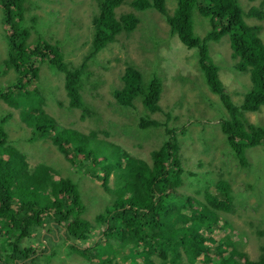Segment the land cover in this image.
<instances>
[{"label":"trees","instance_id":"obj_1","mask_svg":"<svg viewBox=\"0 0 264 264\" xmlns=\"http://www.w3.org/2000/svg\"><path fill=\"white\" fill-rule=\"evenodd\" d=\"M95 1L98 13L92 21V48L88 59L113 43L124 28L132 31L140 20L133 13L123 14L120 18L116 16V9L128 0ZM164 1L133 0L129 3L136 11L162 14L169 24L170 35H176L187 49H196L200 74L209 89L223 101L228 113L221 122L227 143L241 163L247 165L245 149L264 141V125L247 123L242 112L264 107V43L259 36V26L249 25L247 17L264 18V10L253 6L246 12L238 0H176L175 9L169 12ZM24 2L0 0L3 24L8 31L11 29V34L6 36L7 55L2 62V71L7 73L14 69L17 73L14 81L0 88V100L19 109L33 138L51 141L60 153L71 156L69 161L75 167L84 169L85 163L96 160L93 157L97 155L96 151L103 155L102 161L107 162L108 154L104 152L109 150L107 146L111 143L97 139L94 132L87 134L79 129L62 127L46 111V99L39 96V86L29 90L32 81L40 78L41 68L37 63L47 62L54 71L64 75L69 105L79 110L82 118L92 115V109L81 93L84 81L88 79L84 76L89 77L87 61L71 68L65 62L59 44L39 39L35 47L28 46V31L17 27L18 23L22 28L26 10ZM196 12L210 24L211 29L206 35L194 29ZM226 35L233 56L239 58L238 70L250 72L253 84L241 107L235 105L226 93L217 76L218 66L209 56V44L219 42ZM69 39L77 44L75 39ZM157 79L153 76L146 80L143 74L128 68L122 77L123 87L114 91L118 104L127 107L136 99H142L146 109L163 112L158 102L162 84ZM10 117H0V264H40L48 251L52 255L60 247L82 258H100L102 263H111L121 255L127 264L139 261L144 264H198L201 256L204 261L200 264H264V238L260 239L262 254L256 261L237 249L231 234L224 237L216 233L220 239L214 241L213 247L205 243L211 237H205L204 230L210 229L213 234L216 228L215 211L234 210L233 195L229 185L218 179L214 183L220 198L208 192L202 202L189 194L178 193L184 185L185 171L180 164L179 135L174 128L167 127V122L164 125L168 137L160 149L152 151V163L135 159L118 148L113 163L104 166V175L94 176L103 178L105 190L117 198L106 213L96 216L98 225H91L80 217L84 206L77 187L68 179L56 178L57 170L53 167L38 162L32 165L27 154L14 145L13 142L24 138L20 134L12 137L8 133L6 124ZM155 122L150 119L146 122L142 118L139 127L163 126L161 121ZM123 156L126 158L124 164L121 161ZM113 173L116 174L114 190L109 187ZM198 180L210 181L206 174ZM97 227H103L104 231ZM95 231L101 232V236L92 246H87ZM257 233L264 234V228ZM36 234H40L46 251L40 252L36 248H40ZM238 236L243 238L241 234ZM96 247L100 253H93ZM240 257H245L244 261Z\"/></svg>","mask_w":264,"mask_h":264},{"label":"rangeland","instance_id":"obj_2","mask_svg":"<svg viewBox=\"0 0 264 264\" xmlns=\"http://www.w3.org/2000/svg\"><path fill=\"white\" fill-rule=\"evenodd\" d=\"M130 1L116 9V16L120 18L123 14L133 13L140 19L135 28L132 31L124 28L113 43L90 59L88 57L92 48V21L98 13L95 0H25L22 28L17 23L19 30L26 29L29 33L28 46L35 47L39 39L41 42L59 44L65 62L71 68L87 61L89 77L84 76L88 79L84 81L81 93L92 109V115L82 118L80 111L69 105L64 75L54 71L47 62L37 63L41 68L40 78L32 81L29 90L39 86V96L46 99V111L62 127L79 129L87 134L94 132L97 139L111 143L107 146L110 151L104 148V153L108 154L109 158L107 162H103V155L96 151L97 155L93 156L96 160L85 163L84 169L77 168L69 161L71 156L60 153L51 141L33 138L30 133L32 131L22 121L18 108L0 100V117L11 116L6 129L12 137L20 134L24 138L13 143L27 154L32 165L38 162L53 167L57 170L56 178L68 179L77 187L84 206L80 217L91 222V225L97 224L96 216L106 213V209L111 208L117 198L105 190L103 178L97 179L94 176L104 175V166L113 163L118 148L135 159L152 163V151L160 149L168 137L164 125L167 122V127L174 128L179 135L177 138L180 143V164L185 171L184 185L178 189V193L189 194L202 202H205L208 192L215 193L220 198L214 181L223 180L229 185L233 195L232 212L215 211L217 223L213 234L210 229H203L204 236L211 237L207 238L205 243L212 246L214 241L217 242L220 236L216 233L224 237L231 234L237 249L250 260L256 261L262 254L260 239L264 238V234L257 233V230L264 228V142L247 150V165L240 163L221 128V122L226 119L228 113L223 101L209 89L205 78L200 74L196 49H187L176 35H170L169 24L162 14L155 11H136ZM238 1L246 12L253 6L264 10V0ZM164 2L166 9L173 12L176 0ZM2 18L0 9V71L7 55L6 36L11 34V29L8 31ZM247 21L249 25L259 26V36L264 43V18L247 17ZM194 29L201 35H206L211 29L208 20L198 12L194 16ZM69 38L75 39L77 44L69 41ZM209 56L218 66L217 76L226 93L235 105L241 107L245 94L253 84L250 72L238 70L239 58L233 56L227 35L219 42L209 44ZM128 68L137 70L146 80L153 76L158 77L157 81L162 84L158 102L163 112L146 109L142 99H136L127 107L118 104L114 91L123 87L122 77ZM16 74L14 69L8 70L7 73L0 72V88L7 87L8 83L14 81ZM242 112L247 123L264 125V107L257 111ZM142 118L146 122L149 119L156 121L155 123L161 121L163 126L142 129L139 127ZM98 148L100 149V146ZM121 161L124 164L126 158L123 156ZM191 173L197 175L192 176ZM205 174L210 181L200 182L198 179L205 177ZM115 176L113 173L109 178V187L112 189L116 186ZM207 183L210 185L207 186ZM221 225L223 230L220 229ZM97 228L104 231L103 227ZM96 231L87 246H92L101 236V232ZM39 235H35L40 247L36 248L40 252L46 251ZM60 248L52 255H49L48 251V255L39 263L128 262L123 260L121 255H117L111 263H102L100 258L86 259L77 254H70L65 247ZM98 250L99 247H96L93 253H100L101 250ZM147 250L146 248L145 251ZM245 257H240V260L244 261ZM197 261L198 264L203 263L204 257H199ZM137 264L144 263L139 261Z\"/></svg>","mask_w":264,"mask_h":264},{"label":"clouds","instance_id":"obj_3","mask_svg":"<svg viewBox=\"0 0 264 264\" xmlns=\"http://www.w3.org/2000/svg\"><path fill=\"white\" fill-rule=\"evenodd\" d=\"M132 1H133V0H131V3H132ZM130 5H131V4H130ZM131 6H132V5H131ZM133 9H134V8H133ZM134 10H135V9H134ZM215 95H216V94H215ZM221 124H222V123H221ZM221 128H222V127H221ZM223 133H224V132H223ZM224 134H225V133H224ZM225 135H226V134H225ZM263 142H264V141H263ZM263 142H262V143H263ZM262 143H261V144H262ZM261 144H260V145H261ZM258 146H259V145H258ZM258 146H256V147H258ZM250 148H253V147L246 148V149H245V152L247 153V150L250 149ZM231 150H232V148H231ZM232 151H233V150H232ZM233 152H234V151H233ZM236 156H237V155H236ZM237 157H238V156H237ZM241 161H242V160H240V163H241Z\"/></svg>","mask_w":264,"mask_h":264},{"label":"bare ground","instance_id":"obj_4","mask_svg":"<svg viewBox=\"0 0 264 264\" xmlns=\"http://www.w3.org/2000/svg\"><path fill=\"white\" fill-rule=\"evenodd\" d=\"M260 146V145H259Z\"/></svg>","mask_w":264,"mask_h":264}]
</instances>
